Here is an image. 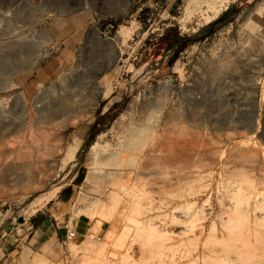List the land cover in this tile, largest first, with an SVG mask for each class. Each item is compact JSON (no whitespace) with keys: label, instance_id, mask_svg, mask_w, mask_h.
<instances>
[{"label":"rangeland","instance_id":"374dc122","mask_svg":"<svg viewBox=\"0 0 264 264\" xmlns=\"http://www.w3.org/2000/svg\"><path fill=\"white\" fill-rule=\"evenodd\" d=\"M220 1L0 0V264H264V0ZM57 194L106 226L26 249Z\"/></svg>","mask_w":264,"mask_h":264},{"label":"crops","instance_id":"0c3cea01","mask_svg":"<svg viewBox=\"0 0 264 264\" xmlns=\"http://www.w3.org/2000/svg\"><path fill=\"white\" fill-rule=\"evenodd\" d=\"M264 1L260 3L254 10L256 11L259 7L263 8ZM229 6L225 7L222 12L220 13V17H225L227 19L231 17L232 12H229ZM67 15V14H65ZM60 16V15H59ZM59 21L57 18L50 20L49 24L47 25L48 30L52 35L55 34L56 31H61L62 27L58 25ZM71 20L65 21L64 29L71 30L67 26H71ZM72 33V32H71ZM69 34L71 36L72 34ZM55 36V35H54ZM68 49V50H67ZM71 49V48H70ZM70 49L65 46L63 50L59 51L58 58L60 56H65L66 61H69L71 58V51ZM47 60V59H46ZM44 62V61H43ZM71 62V60H70ZM52 63V61H51ZM61 65V62H60ZM24 71H17L16 75L20 76L23 74ZM109 74V72L104 73ZM108 101H104L101 103V107H105ZM109 107H106V112L102 114L105 116L108 112L107 110ZM101 110L97 111V114H100ZM98 121L96 120L94 124H97ZM93 125L91 126V128ZM91 133V131H90ZM88 142V138H77L72 146L69 148L68 153L70 156H76L82 151ZM69 221L71 223L72 228L76 232V236L73 239L74 241H82L87 235H90L94 232V229L97 228V233L102 231L106 226L105 221L99 220L97 218H90L86 214H81L77 217H72L71 209L65 206V200L59 198V194L56 195L55 198L49 200L45 207L42 209H38L30 218L29 220V227L27 229V233L23 238H20L24 243L26 249L33 251V250H40L44 246L51 245L55 246L58 243H63L65 241V231H64V223Z\"/></svg>","mask_w":264,"mask_h":264},{"label":"built area","instance_id":"2783aa9c","mask_svg":"<svg viewBox=\"0 0 264 264\" xmlns=\"http://www.w3.org/2000/svg\"><path fill=\"white\" fill-rule=\"evenodd\" d=\"M176 10L178 12H180L181 9H180L179 6H177ZM3 12L4 11H3L2 5L0 4V14H2ZM1 30H4V27H3V24H2V19L0 18V31ZM64 231H65V239L66 240H73L75 238L76 232L72 228L71 223H69V221H66L64 223Z\"/></svg>","mask_w":264,"mask_h":264},{"label":"bare ground","instance_id":"6f19581e","mask_svg":"<svg viewBox=\"0 0 264 264\" xmlns=\"http://www.w3.org/2000/svg\"><path fill=\"white\" fill-rule=\"evenodd\" d=\"M218 1H219V0H218ZM221 1H222V0H221ZM221 1H220V2H221ZM220 2H219V3H220ZM222 2H224V1H222ZM219 5H222V3L219 4ZM223 5H224V4H223ZM219 7H220V6H219ZM187 8H188V7H187ZM188 13H189V10H188V9H185V14H188ZM180 68H181V67H180ZM177 70H178V69H177ZM164 86H165V85H164ZM159 149H160V148H159ZM164 151H165V150H164ZM156 152H157V151H156Z\"/></svg>","mask_w":264,"mask_h":264}]
</instances>
